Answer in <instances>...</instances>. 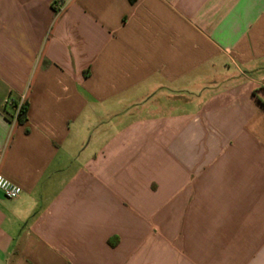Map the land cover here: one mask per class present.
Listing matches in <instances>:
<instances>
[{"label": "crops", "instance_id": "1", "mask_svg": "<svg viewBox=\"0 0 264 264\" xmlns=\"http://www.w3.org/2000/svg\"><path fill=\"white\" fill-rule=\"evenodd\" d=\"M0 175V264H264V0H0Z\"/></svg>", "mask_w": 264, "mask_h": 264}, {"label": "rangeland", "instance_id": "2", "mask_svg": "<svg viewBox=\"0 0 264 264\" xmlns=\"http://www.w3.org/2000/svg\"><path fill=\"white\" fill-rule=\"evenodd\" d=\"M194 93V92H193ZM165 97L163 96H159L157 99H164ZM195 99H199V98H195V97H188V96H184L182 94H177L176 95V98L174 99L175 101V109H176V112L175 113H170L168 115H172V114H175V115H181L182 113H189V111L193 110L195 107H194V104L193 106H189L187 104L188 100H191V102H195ZM187 101V102H186ZM197 101V100H196ZM164 108L161 107V108H158V107H154L153 110L148 114L149 117H152V116H161V115H165L164 112H163ZM129 112V110H117V111H114L110 114L111 116V119H108L109 121L110 120H119L120 117H123L124 115H126L125 113ZM133 115H141V113L139 114H136L135 112L132 113ZM132 114L128 113V116L132 117ZM105 122H107V119L105 120ZM104 122V123H105Z\"/></svg>", "mask_w": 264, "mask_h": 264}, {"label": "built area", "instance_id": "3", "mask_svg": "<svg viewBox=\"0 0 264 264\" xmlns=\"http://www.w3.org/2000/svg\"><path fill=\"white\" fill-rule=\"evenodd\" d=\"M11 104L13 102H10ZM23 103H19L17 104V112L19 111L21 105ZM0 192L3 194V196L6 199L9 200H14L20 197L22 190L21 188H19L18 186L14 185L13 183H11L10 181H8L7 179H5L3 176L0 175Z\"/></svg>", "mask_w": 264, "mask_h": 264}, {"label": "trees", "instance_id": "4", "mask_svg": "<svg viewBox=\"0 0 264 264\" xmlns=\"http://www.w3.org/2000/svg\"><path fill=\"white\" fill-rule=\"evenodd\" d=\"M17 106L18 105L16 103L11 104L13 115L15 113V117H16L17 122L20 125H24L27 122L28 105L26 103H23L18 112L16 111Z\"/></svg>", "mask_w": 264, "mask_h": 264}]
</instances>
